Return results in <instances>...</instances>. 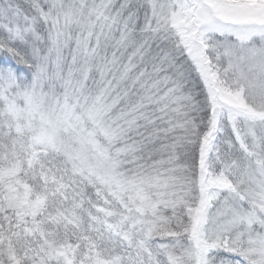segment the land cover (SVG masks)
Masks as SVG:
<instances>
[{
    "label": "snow or ice",
    "instance_id": "snow-or-ice-1",
    "mask_svg": "<svg viewBox=\"0 0 264 264\" xmlns=\"http://www.w3.org/2000/svg\"><path fill=\"white\" fill-rule=\"evenodd\" d=\"M0 264H264V0H0Z\"/></svg>",
    "mask_w": 264,
    "mask_h": 264
}]
</instances>
